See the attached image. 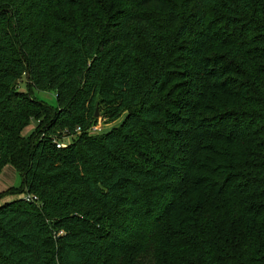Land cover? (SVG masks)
Instances as JSON below:
<instances>
[{"label": "trees", "instance_id": "obj_1", "mask_svg": "<svg viewBox=\"0 0 264 264\" xmlns=\"http://www.w3.org/2000/svg\"><path fill=\"white\" fill-rule=\"evenodd\" d=\"M6 166L0 264H264V0H0Z\"/></svg>", "mask_w": 264, "mask_h": 264}, {"label": "rangeland", "instance_id": "obj_2", "mask_svg": "<svg viewBox=\"0 0 264 264\" xmlns=\"http://www.w3.org/2000/svg\"><path fill=\"white\" fill-rule=\"evenodd\" d=\"M21 89L27 90L25 80L21 84ZM32 93L36 98L46 102L48 105L57 106L56 92L54 90L42 91V90L33 88ZM97 111H98L97 122L94 123L89 129L88 131L89 134H102L104 132L109 131L115 126H119L122 123L126 115L125 113H123L119 117L113 119L110 113L104 107L97 106L96 112ZM37 125L38 123L33 121L31 125L25 129L24 133L26 134L29 133L30 131L35 129ZM73 138L74 137L69 135L68 132L64 131L62 133L61 138L57 140L61 142L62 144H65L67 142H70ZM21 181H22L21 175L12 166H6L3 169V171L0 173V193H3L5 190H8L11 186H14V187L19 186ZM23 194H27V193H23ZM23 194L20 193V194L4 195L3 202L22 198Z\"/></svg>", "mask_w": 264, "mask_h": 264}, {"label": "built area", "instance_id": "obj_3", "mask_svg": "<svg viewBox=\"0 0 264 264\" xmlns=\"http://www.w3.org/2000/svg\"><path fill=\"white\" fill-rule=\"evenodd\" d=\"M64 144H62L61 142L57 141V147H63ZM25 200L27 201H35L38 199V197L34 194H23V197Z\"/></svg>", "mask_w": 264, "mask_h": 264}, {"label": "crops", "instance_id": "obj_4", "mask_svg": "<svg viewBox=\"0 0 264 264\" xmlns=\"http://www.w3.org/2000/svg\"><path fill=\"white\" fill-rule=\"evenodd\" d=\"M21 196H22V195H21ZM3 200H4V199L0 200V204L3 203Z\"/></svg>", "mask_w": 264, "mask_h": 264}, {"label": "water", "instance_id": "obj_5", "mask_svg": "<svg viewBox=\"0 0 264 264\" xmlns=\"http://www.w3.org/2000/svg\"><path fill=\"white\" fill-rule=\"evenodd\" d=\"M29 76V74H27ZM96 115L98 116V111L96 112Z\"/></svg>", "mask_w": 264, "mask_h": 264}]
</instances>
